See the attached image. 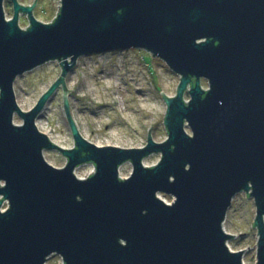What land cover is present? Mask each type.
Here are the masks:
<instances>
[{
  "label": "water",
  "instance_id": "1",
  "mask_svg": "<svg viewBox=\"0 0 264 264\" xmlns=\"http://www.w3.org/2000/svg\"><path fill=\"white\" fill-rule=\"evenodd\" d=\"M60 2L44 23L34 15L37 0H12L11 19L0 0V264H46L55 255L63 264H245L224 227L241 193L255 201L256 264H264V48L250 44L264 40V0ZM132 49L181 77L175 97L161 92L168 139L158 143L150 130L143 148L98 147L73 119L67 77L84 57ZM56 61L61 76L23 111L17 79ZM60 89L71 149L37 126ZM46 152L62 154L66 166L50 164ZM155 154L161 161L146 166ZM127 163L133 172L122 178ZM85 165L95 172L81 179Z\"/></svg>",
  "mask_w": 264,
  "mask_h": 264
},
{
  "label": "rangeland",
  "instance_id": "2",
  "mask_svg": "<svg viewBox=\"0 0 264 264\" xmlns=\"http://www.w3.org/2000/svg\"><path fill=\"white\" fill-rule=\"evenodd\" d=\"M20 2L32 6L35 0ZM59 6L60 0H37L34 15L41 22L51 23L59 12ZM6 10L7 17L11 19L12 9ZM29 24L28 17L22 15L21 27L28 28ZM61 74L62 67L56 61L19 77L15 93L20 108L26 112L33 109ZM180 80L181 77L164 61L145 50L132 49L84 57L67 77L68 89H74L69 96L73 119L83 137L98 147L143 148L147 145L150 130L153 139L162 143L168 139L164 121L168 107L161 92L167 97H175ZM202 86L209 89L208 81L202 80ZM189 99L187 94L186 100ZM15 122L22 124L18 116ZM37 125L41 132L61 147L71 149L75 146L62 89L49 101ZM45 158L57 168L67 164V159L58 152H46ZM161 159V154H155L145 160V165L153 167ZM94 171L93 165H85L77 169L76 175L85 179ZM132 172L133 165L127 163L120 169V176L128 178ZM160 197L167 203L174 200L162 194ZM256 211L254 199L241 193L235 197L224 225L227 233L235 236L229 241L231 250H245V264H256L257 261L259 236L258 230L253 228ZM47 264H63V260L55 255Z\"/></svg>",
  "mask_w": 264,
  "mask_h": 264
},
{
  "label": "flooded vegetation",
  "instance_id": "3",
  "mask_svg": "<svg viewBox=\"0 0 264 264\" xmlns=\"http://www.w3.org/2000/svg\"><path fill=\"white\" fill-rule=\"evenodd\" d=\"M36 1V0H35ZM20 2V0H19ZM20 4H22L20 2ZM9 8V9H12V13H13V3H12V0H5V10ZM7 11V10H6ZM7 13V12H6ZM26 16V15H25ZM231 27L234 28V25L231 24ZM244 27L247 28L248 32H252V33H256L257 32V28H259V26L256 24V23H245ZM251 47L254 48L253 51L257 52V51H260L262 50V48H264V40L261 39L260 40V37L259 36H253L252 39H251ZM247 48V47H246ZM208 90V89H207ZM53 256H51L48 261L52 258ZM47 261V263H48ZM46 263V264H47Z\"/></svg>",
  "mask_w": 264,
  "mask_h": 264
},
{
  "label": "built area",
  "instance_id": "4",
  "mask_svg": "<svg viewBox=\"0 0 264 264\" xmlns=\"http://www.w3.org/2000/svg\"><path fill=\"white\" fill-rule=\"evenodd\" d=\"M9 19V18H8ZM95 172V171H94ZM168 204H172V203H168Z\"/></svg>",
  "mask_w": 264,
  "mask_h": 264
},
{
  "label": "bare ground",
  "instance_id": "5",
  "mask_svg": "<svg viewBox=\"0 0 264 264\" xmlns=\"http://www.w3.org/2000/svg\"><path fill=\"white\" fill-rule=\"evenodd\" d=\"M38 126V125H37ZM39 128V127H38Z\"/></svg>",
  "mask_w": 264,
  "mask_h": 264
}]
</instances>
